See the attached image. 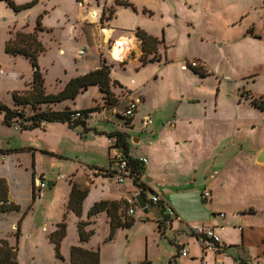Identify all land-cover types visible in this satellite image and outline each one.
<instances>
[{
    "label": "rangeland",
    "instance_id": "374dc122",
    "mask_svg": "<svg viewBox=\"0 0 264 264\" xmlns=\"http://www.w3.org/2000/svg\"><path fill=\"white\" fill-rule=\"evenodd\" d=\"M14 1L17 5L34 1L37 4L18 14L0 10V104L11 106L12 94L30 90L27 83L33 78L28 60L6 53L5 43L11 30L31 34L40 20L43 31H38L37 35L44 52L38 65L44 75L47 95L59 93V81L69 82L83 76L85 66L89 71L97 70V56L99 50L102 51L101 57L108 65L120 68L113 72L118 83L133 88L143 86L142 93L147 98V104L140 108L143 116H137L134 130L126 134L129 144L134 137L141 140L139 145H130L134 158L152 160L156 155L160 161L157 175L170 182L176 178L180 186L177 184L170 189L190 193L189 196L170 197L172 209L180 217L183 210L194 217L206 215L213 219L215 214H224L226 219H235L239 224L229 228L230 235L239 246L247 241L248 259L252 264H264V165H258L254 159L260 149L264 151V113L251 105L252 98L264 100V0H131L137 11L130 7L118 8L121 7L116 5L118 0L115 3L114 0ZM110 10H115L112 19L102 20L103 16H109ZM162 16L173 18L169 32L176 33L174 46L168 44L170 60H181L178 65L186 62L198 65L197 60H201L213 76L201 78L187 69H182L187 73L180 74L176 64L166 69V74L159 75L160 64L141 67L135 62L139 59L136 47L122 62L112 58V50L120 39L106 37L109 34L103 32L106 24L111 27L139 24L136 30H144L156 27L155 19ZM251 27L260 42L249 45L244 39H248L245 36H249ZM158 39L162 40L161 34ZM85 46L89 47L88 54L79 56L78 50ZM164 47L165 44L158 46L162 57ZM179 91L187 96L182 105L174 99ZM116 92L118 98L125 94L120 88ZM140 93L136 96L142 99ZM102 106L105 105L98 89L90 88L74 102L60 105L59 109L79 112ZM175 109L181 111V118L191 121L190 124H183L177 134L167 139L173 140L172 143L165 141L150 150V144L159 139L155 137L161 128L172 120ZM24 110L29 116L30 110ZM121 110L122 107L116 109L118 117L122 118ZM147 114H151L152 124L141 132L140 119ZM115 115L111 110L97 111L89 115L86 128L80 125L71 129V133L67 132L68 135L50 129L43 138H37L39 130L20 134L14 127L3 125L0 111V150L8 153L5 157L0 155V178L8 181L15 205L19 207L18 212L0 220V239L17 248L19 264L70 262L69 250L63 251L65 262L56 258L47 235L60 221L69 181L74 174L81 177L89 169H97L103 175L107 171H120L108 142L111 134L124 131L123 121ZM55 126L60 128V125L52 128ZM181 138L187 145L175 147ZM29 143L59 156L44 155L39 150L35 159L32 153L16 152ZM38 179H44L47 187L40 196L35 193L33 198L32 187L36 191ZM102 181L113 191L121 187L116 177L112 180L104 177ZM48 182H56V185L49 189ZM127 183L132 181L128 179ZM205 191H212V201H203L201 195ZM71 220L72 227L69 222L67 224L65 243H71L73 238L77 241V229L74 219ZM146 222L128 233H120L113 245H106L108 228L100 220L96 234L86 247L95 250L100 247L107 264H123L120 255L124 243L129 242L128 253L123 251L132 263L140 259L143 244L146 256V245L150 243L151 257L156 258L152 264H168V255L178 251L170 240L189 230L177 228L167 240L153 244V231L158 232V229ZM237 227H242L244 233Z\"/></svg>",
    "mask_w": 264,
    "mask_h": 264
},
{
    "label": "crops",
    "instance_id": "0c3cea01",
    "mask_svg": "<svg viewBox=\"0 0 264 264\" xmlns=\"http://www.w3.org/2000/svg\"><path fill=\"white\" fill-rule=\"evenodd\" d=\"M124 1H128V2L132 3L131 0H124ZM114 3H115V0H114ZM118 8H123V7H118ZM0 10L1 11H11V12H13L3 2H0ZM102 13H101V15H102ZM172 22H173V18H171V16H162L159 19H157V18L155 19L154 23L156 24V27L144 28V30L147 31L148 34H150V35H152L154 37H157V38H158V36H160V34L164 35L165 47H166V45L168 46V44H170V46L172 47V46H174L173 44L176 41L175 40L176 33L175 32H171V31L169 32V30H171L170 28H171V26L173 24ZM187 24L189 25L188 20H187ZM106 27L107 28H104V30L103 29L102 30H103V32H105V31L108 32L109 34H106L107 36L105 34L102 35V36H104V38L106 36L107 38L114 37L116 39L117 38L118 39H126L128 41H131L132 44L134 45V47H136V51H138L139 59H140V57L142 56L141 45H140V42L136 39L135 33H134L136 31V28L139 27V24H136L134 26L128 25L127 27L126 26L111 27L110 25L106 24ZM251 29H252V27H251ZM248 35L251 36V37L249 38V36H245L248 39H244V41L248 42L249 45L251 43L260 42L259 39L255 38L257 36L256 33H254V32H253V34H249L248 33ZM9 37H10V35L8 33V39H9ZM168 39H170L169 42H168ZM170 46L166 47L165 52L163 54V61L162 62L149 64L147 66L154 65V64H160L159 69H158L157 72H159V75L160 74L164 75V74L167 73V72H165L166 69H171V68L174 67V64H176L177 65L176 67L178 69V71H177L178 73H180V74L187 73L188 71L184 72L181 69L183 64L178 65L181 60H176V59L175 60H172V59L170 60L169 54H168V50L170 49ZM85 47H87V46H85ZM82 48H84V47H82ZM79 50H78V52H79ZM61 52H63V51H61ZM100 52H102V51L99 50V53H98V56H97L98 61H99V64H97V66H99V67H97L98 69L101 68V65H102V62H101L102 57H101ZM165 56H166V58H165ZM139 59L135 60V62L139 63ZM165 59H166V61H165ZM199 61L203 64V66H205L207 68V65H206L205 62H203L201 60H199ZM139 65H140V63H139ZM161 65H163V67ZM85 68H86V70H84L83 75H85V74H87V73H89L91 71H94V70H90L89 71L86 66H85ZM118 69H120V68L119 67H113L112 68L111 76H112V79L114 81L115 80L117 81V79L114 77L113 72L118 70ZM212 76H213V74H212ZM157 77L158 76H156L155 79H157ZM32 79L29 80V83H27V85L30 86V87H31ZM59 83H60V87H59V92H60V91L63 90V88L65 87V85L68 82L59 81ZM91 88L98 89V87H91ZM118 88H120V90H123L124 93H125L124 95H122L121 98H118V95H117V92H116V90ZM142 89H143V86H140V87H137V88H135V87L133 88L132 86H129V85H126V84H125V86L120 84V85H118L116 87H112L113 93L115 95H117V98H118L117 105L115 107H108V106L107 107H103L102 106V108H101V110H99V112L106 111V110H108V111L111 110L112 113L116 114L115 116L119 120L123 121L121 119V117H118L117 114H119V113H118V111H116V109L118 107H122V110H121V112H122L126 108V106L128 104V101L130 99H139V100H141V103H140V105L138 107V110L136 112V114H137L136 117L134 116L130 126L126 127L124 125V127H123L124 128L123 132H125V134H126V132L128 134H130V131L134 130L133 127H135L137 116L138 115L143 116V115H141V112H140L141 106L142 105L145 106L147 104V98L145 97L144 93H142ZM88 91H85L84 93H86ZM98 91H99V89H98ZM139 92H141L140 95L143 97L142 99H141L140 96H136L137 94H139ZM84 93L80 94L78 96V98L80 96L84 95ZM99 93H100V91H99ZM119 93H122V92H119ZM175 95L176 96L174 97V99H176V101L179 104L182 105L186 101L187 96L184 95L181 91L175 93ZM100 96L102 97V102H104L103 94L100 93ZM169 100H172V99H169ZM66 102H74V101H65L63 103H66ZM12 103H11V106H12ZM63 103L58 104V105H54V106H50V107L53 110H55V111H63V110L59 109V106L62 105ZM178 108H180V107H178ZM151 111H153V110H151ZM181 116H182L181 115V111L179 112L178 109L177 110L175 109L174 115L172 117V120L168 121L165 124V126L163 128H161V130L159 131V133L155 137V138H159V139H157V141L152 142L150 144V150L153 151L155 147H157L158 145H161L163 142L167 141V139L172 138L171 136H174L175 134H177L178 130L181 128V126L183 124H186V123L190 124L191 121L183 119V118H181ZM145 117H150L151 118V114H147V115H145L144 117H142L140 119V124L142 126L141 127V132H143L145 129L149 128V126L147 128H144L143 125H142V121H143V119ZM122 123L124 124V122H122ZM50 125H52V126H50ZM53 125H60V126H58L60 128H57L56 126H55V128H52ZM65 127H66V124H62V123H47L45 127L42 126L41 128L35 129V130H39L40 131V134L39 133L36 134V137L37 138H43L44 137L43 135H45V133H48L50 129H52V130L57 129L58 131H62V132L66 133L68 135V133H71V129L68 128V127H67L68 128L67 129ZM167 127H169V130H167ZM14 128L17 131H19L18 127H14ZM85 128H86V126H85ZM35 130L26 131V132H20L19 131V132H20V134H25V133L34 132ZM123 132H121V133H123ZM151 134L154 136V132H151ZM178 137H179V135H178ZM133 139L136 141V143L137 142L138 143L137 144L133 143L132 142ZM46 141L47 140H45V142ZM172 141L173 140H170V142L169 141H167V142L172 143ZM140 142H141L140 139L134 137V138L131 139L130 145L136 146V145H139ZM30 144H32V143H29L28 146H26V147H22L21 149H17L16 152L17 153L20 152V154H21V152H25L27 154H31L32 153L33 156L35 157V159H36V156L39 153V150L44 155L47 154V155L52 156V157L53 156H59L55 152L53 153L52 151H47L46 149L45 150L37 149V147L36 148L32 147ZM180 144L183 145V146H186L187 142L183 141V139L181 138L180 142L175 143L174 145H175V147H178ZM130 145H129V150H128L129 156L132 157L135 160H139V158H134L132 156V151L130 149ZM261 151H262V149H260L258 151V153L255 154L256 156L254 155L255 156L254 159L257 158V156L259 155V153ZM5 156H8V153L6 155H3V157H5ZM140 159H147V158H140ZM147 161H148L147 165L140 167V169H141L140 180L144 181L146 183V185H147V189L148 190L150 189L151 191H148V190L144 191L143 196L139 199V202H138V203H140V205H146L147 209L145 211H142L141 209H138L137 210V214H136V218L134 219L135 220L134 225L131 228H128V229H119V230H117L116 233H115L114 239L111 240L110 242H108V238H109V235H110V219H109L107 213L106 212L101 213V214H99V215H97V216H95V217H93L92 219L89 220V218H88L89 211L91 210V208L96 203H99L101 201L119 203L121 205V207L124 209L125 208V201L135 191H140V188L137 187V185H135L134 182H132L131 184H128L126 182L125 184L121 185V187L118 186L117 188H114V191H113L110 186L105 185V183H106L105 181H102L103 178L107 177V176H105V174L103 175V172L102 173L99 172V171L97 172L96 171L97 169H93V170L89 169L81 177L76 176V174H74L72 176V179L70 181L76 183L82 189H88L89 193H88L87 198L83 202V211H82V217L81 218H78L72 212H67L66 205H67V203L69 201V197H70V193H71V186H70V181H69V190H68V193L66 195V198L64 199L65 200L64 204L62 205L63 207H62L61 218L58 219L60 221H57L55 230L51 231V233L56 231L57 225L62 222L65 214H67V224L69 222L70 226L72 225L71 224L72 223L71 219L72 218L74 219V223H75V226H76V229H77L76 231H77V235H78L77 236V241H76L75 238H73L71 243L70 242H66L65 243L66 237L64 238V240L62 241V244H61V253H62V256L64 258H66V256L63 255V251L64 252H68V250H69V252H71L72 247H75V246H80V247H82V248H84L86 250H95L94 248L89 249V248L86 247L87 244L89 242H91V239L87 243H81L80 242L79 233H78V227H77L79 221L91 222V225L87 228V230L95 229L96 225L99 223V221L100 220L103 221L106 224V226L108 228V233H109L108 237L105 240V244L106 245H113L120 233H124V232L128 233L129 231L133 230L137 225H142L143 221L144 222L147 221L146 223L153 224V226L157 227V229H158V232L157 231H153V234H154L153 235V239H155L153 244H155L156 242H158L160 240H167L169 235H172V234L176 233V229L177 228L178 229L183 228V229L189 230V232H183V234H180V235L177 234L175 237L173 236L174 239L170 240L171 244L176 246L178 251H177V253L173 252V253H170V255H168V260H169L168 264H240L241 262H246L248 264H252L251 260L248 259V258H250V252H249V250L247 249V246H246V244H248L247 241L246 242L243 241L242 246H239V244H237L234 241L233 237L230 235V233L228 231L229 228H234L236 225L239 224V223H237V221L235 219H232V220L226 219V215H225V218H221L220 217L221 214H219V215L215 214L213 219L208 218L206 215H199L198 216L199 218H198V217H194L193 215L186 214L185 212H183V210H182L183 215H181V217H180L177 214V212L175 211L174 208H173V210L177 214L178 218L177 219L170 218L168 216L167 212L164 210V207H166V206H169L171 208L173 207L172 204H171L170 197L175 196L176 194L177 195H181V196H189L190 193H188L187 191H179V192H177L176 191L177 189H170L173 186H176L177 184H178L177 186H180L179 183L177 182L176 178H175L174 182H170V180L169 181L168 180L167 181L166 180H162L157 175L156 171L158 170V167L160 166V164H159L160 161L156 157V155L153 156L152 160H148L147 159ZM185 163H187V162L185 161ZM99 173H101V174H99ZM40 177L44 178V175L41 174ZM112 178L113 177H110L111 180H112ZM0 179H3V180L6 181L7 186H8V200H9L10 203L15 204L16 201H15V198L13 197V195L10 192V186L8 184V181L5 178H0ZM35 179H36V177H35ZM55 185H56V182H53V186H55ZM147 194H150L151 196H152V194H160L162 196V198H163V201H164L163 204L160 205V206L148 205L147 201H148V199H150L151 196L149 197V195H147ZM32 195H33V198H34V189H33V187H32ZM201 197H202V195H201ZM212 200H213V193H212ZM125 210L126 209H124V212H125ZM70 226H69V228H70ZM208 228H213L216 231V233L220 236V238H221V245L219 246L220 247V251H215V250L204 251L203 248L200 246V239L196 235L195 231L198 230V229H208ZM237 228L241 229V232L244 233V229L242 227H237ZM44 230L48 231L49 229L48 228H44ZM68 230L69 229H67V235H68ZM95 232H96V229H95ZM155 235H157V236H155ZM48 236L49 235H47L48 244L51 245L54 248V245H52L50 243V241L48 239ZM64 243H65V246H64ZM249 243H250V240H249ZM255 244H256V242H255ZM146 246H147V248H146V256L144 254V244H143L142 255H141L140 259L135 261L134 263H132L130 261V257L128 256V254H126V253H128L129 242L127 241L126 243H124L123 250L125 249L127 252L125 254H124L123 250L121 252L120 259H121L122 263L123 264H152V261L155 260L156 258L155 257H153V258L151 257V244L148 243V245H146ZM235 246H237V247H235ZM184 247L188 248V250H189V253H188L187 257H182L181 254H180V250L182 248H184ZM245 249L247 250V252H246ZM97 250L100 251L101 264H107V263L104 262V259H103V251L100 250V247H98ZM233 254H234V256L236 255L237 257H233L232 256ZM163 256H165V255L163 254ZM144 259H146V260L143 261Z\"/></svg>",
    "mask_w": 264,
    "mask_h": 264
},
{
    "label": "trees",
    "instance_id": "16d2710c",
    "mask_svg": "<svg viewBox=\"0 0 264 264\" xmlns=\"http://www.w3.org/2000/svg\"><path fill=\"white\" fill-rule=\"evenodd\" d=\"M15 14L26 11L34 7L37 2H30L24 5H17L14 0H0ZM117 6L130 7L134 11L136 7L128 1H116ZM108 17H102V20L109 22L112 19L115 10L109 11ZM146 13V10H144ZM9 32V39L5 43V50L8 55L22 56L29 61L33 69V79L30 90L24 92H14L12 94V106H6L0 104V111L3 114V125L6 127H19L20 132L33 131L41 128L47 123H62L67 124L70 129L77 128L82 125L86 126V121L89 119V115L101 110L100 108L88 109L85 111L74 112L70 109L63 111H55L50 106L61 104L65 101H75L80 94L88 91L91 87H98L100 93L104 96V107H115L118 103L115 94L112 91V87L120 85L116 80L112 79V65H108L105 59H101V68L91 71L83 76L76 77L69 81L62 91L56 95H47L45 92V79L41 72L38 59L44 52L43 45L38 41V31H43L40 20H37L35 31L31 34L23 32ZM136 39L140 42L142 56L139 59L141 67H146L149 64L160 63L163 61V57L158 52V46L164 44V35L162 40L154 37L143 29L138 28L135 32ZM249 34H253V30L250 29ZM259 39L257 36L255 37ZM166 58V56H165ZM166 61V59H165ZM167 63V62H166ZM200 63L196 66H192V62H186L183 65L189 67L195 75L201 78H207L212 76V73ZM122 66V65H121ZM123 69L125 70V63H123ZM252 107L260 110L264 113V100L252 98ZM30 110V115H26L25 110ZM77 113L81 114L80 118H73ZM124 125L130 126L131 120L121 118ZM118 136L124 152L127 156L129 150L128 135L121 132H116L110 135ZM0 155H6L5 151L0 150ZM130 159H133L130 157ZM107 177H113V173L107 171L104 173ZM139 175H141V169H139ZM35 179V176H34ZM71 193L69 201L66 205L67 212L74 213L78 218L82 217L83 202L87 198L89 190L80 188L76 183L70 181ZM144 188L146 187L143 185ZM141 186V187H143ZM148 190V189H146ZM148 191H151L150 189ZM35 197V193H34ZM126 209V208H124ZM124 209L119 203L101 201L96 203L88 213L89 220L93 217L106 212L110 219V235L108 242L114 239L115 233L119 229H128L134 225V219H127ZM19 207L8 200V186L5 180L0 179V220L7 214L18 212ZM91 225V222H78V233L81 243H87L96 234L95 229L87 230ZM67 235V214L61 223L57 225L55 232L48 236V239L52 245H54L55 256L58 260L65 262L61 253V244ZM237 247V246H235ZM17 248L10 246L7 240H0V264H19L17 259ZM68 264H101L100 251L99 250H86L80 246L72 247L70 252V262Z\"/></svg>",
    "mask_w": 264,
    "mask_h": 264
},
{
    "label": "built area",
    "instance_id": "2783aa9c",
    "mask_svg": "<svg viewBox=\"0 0 264 264\" xmlns=\"http://www.w3.org/2000/svg\"><path fill=\"white\" fill-rule=\"evenodd\" d=\"M89 52V47H84L79 50L78 55L79 56H86ZM197 64L195 62H192V66H196ZM181 69L185 71V69H189L187 65H182ZM141 103V100L139 99H130L128 101V104L126 108L123 111V117L126 120H133L134 116L136 115V112L138 110V107ZM81 114L77 113L73 116V118H80ZM152 124V120L150 117H145L142 121V125L144 128H147ZM110 150L112 154L113 160L116 161L119 167V172H112L113 177H116V182L119 185H123L127 182L128 179H130L132 182H134L137 187L140 188V191H135L126 201H125V216L127 219H135L137 210L141 209L142 211H145L147 209L146 205H140L139 199L143 196L144 191L147 189V185L144 181L140 180L139 169L141 166L147 165L148 161L147 159H130V156H127L124 152V149L122 147V144L120 142V139L118 136H111L108 139ZM145 185L146 187L144 188ZM143 186V187H141ZM37 189L34 193L37 194V196H40L42 190L46 189V183L43 179H38L37 184L35 185ZM203 201H212V192L211 191H205L202 194ZM163 198L160 194H152L150 199H148L147 204L148 205H155L160 206L163 204ZM164 210L167 212L168 216L173 219H177L178 216L174 212V210L166 206L164 207ZM221 218H225L224 214L220 215ZM196 235L200 239V246L203 248L204 251H220V245H221V238L216 233V231L213 228L208 229H198L195 231ZM189 253L188 248L184 247L180 250V254L182 257H187Z\"/></svg>",
    "mask_w": 264,
    "mask_h": 264
},
{
    "label": "bare ground",
    "instance_id": "6f19581e",
    "mask_svg": "<svg viewBox=\"0 0 264 264\" xmlns=\"http://www.w3.org/2000/svg\"><path fill=\"white\" fill-rule=\"evenodd\" d=\"M91 17H95L94 13L91 14ZM132 49H134V46L131 41L120 39L112 50V58L116 61H124L128 52Z\"/></svg>",
    "mask_w": 264,
    "mask_h": 264
},
{
    "label": "water",
    "instance_id": "95a60500",
    "mask_svg": "<svg viewBox=\"0 0 264 264\" xmlns=\"http://www.w3.org/2000/svg\"><path fill=\"white\" fill-rule=\"evenodd\" d=\"M133 143L137 144L136 141L133 139L132 140ZM255 162L258 164V165H264V151H262L258 156L257 158L255 159ZM147 181V180H146ZM148 182V181H147ZM149 183V182H148ZM53 186V182H48V188L50 189L51 187ZM240 264H248L246 262H241Z\"/></svg>",
    "mask_w": 264,
    "mask_h": 264
}]
</instances>
